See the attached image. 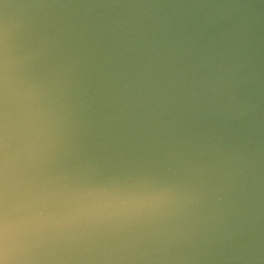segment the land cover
<instances>
[{"label": "water", "instance_id": "obj_1", "mask_svg": "<svg viewBox=\"0 0 264 264\" xmlns=\"http://www.w3.org/2000/svg\"><path fill=\"white\" fill-rule=\"evenodd\" d=\"M0 264H264V0H0Z\"/></svg>", "mask_w": 264, "mask_h": 264}]
</instances>
